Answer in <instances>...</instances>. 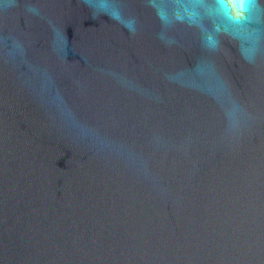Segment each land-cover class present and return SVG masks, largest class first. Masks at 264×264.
<instances>
[{
  "label": "water",
  "instance_id": "obj_1",
  "mask_svg": "<svg viewBox=\"0 0 264 264\" xmlns=\"http://www.w3.org/2000/svg\"><path fill=\"white\" fill-rule=\"evenodd\" d=\"M238 15L0 0V264H264V0Z\"/></svg>",
  "mask_w": 264,
  "mask_h": 264
},
{
  "label": "snow or ice",
  "instance_id": "obj_2",
  "mask_svg": "<svg viewBox=\"0 0 264 264\" xmlns=\"http://www.w3.org/2000/svg\"><path fill=\"white\" fill-rule=\"evenodd\" d=\"M235 3L240 15L236 17L230 16V18L236 23H242L246 19L244 13L248 11L250 6L254 3V0H235Z\"/></svg>",
  "mask_w": 264,
  "mask_h": 264
}]
</instances>
